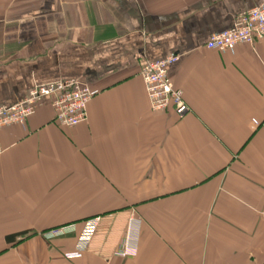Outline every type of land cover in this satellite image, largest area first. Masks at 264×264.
I'll return each mask as SVG.
<instances>
[{"label": "crops", "instance_id": "obj_1", "mask_svg": "<svg viewBox=\"0 0 264 264\" xmlns=\"http://www.w3.org/2000/svg\"><path fill=\"white\" fill-rule=\"evenodd\" d=\"M263 3L0 0V105L60 81L98 92L77 127L47 100L0 129V264H264V40L206 47ZM171 55L183 118L153 113L141 78ZM131 214L140 250L122 259Z\"/></svg>", "mask_w": 264, "mask_h": 264}, {"label": "built area", "instance_id": "obj_2", "mask_svg": "<svg viewBox=\"0 0 264 264\" xmlns=\"http://www.w3.org/2000/svg\"><path fill=\"white\" fill-rule=\"evenodd\" d=\"M264 40V3L241 13L234 26L222 33L213 35L206 47L213 51H233L238 45H256ZM180 61L177 55H171L159 61H147L141 71L153 113H162L174 108L179 118L190 112L183 91L176 88L169 75V69ZM97 91L78 81H60L46 86L33 88L29 95L14 105H0V129L20 125L24 126L34 116L38 107L50 100L55 110V123L60 127H77L88 121V107ZM101 217L86 222L85 229L78 240L76 251L67 253V258H78L86 251L101 222ZM143 221L136 214L129 216L124 238L116 255L122 259H133L140 250V237ZM68 229H57L49 233L51 237L61 236Z\"/></svg>", "mask_w": 264, "mask_h": 264}]
</instances>
